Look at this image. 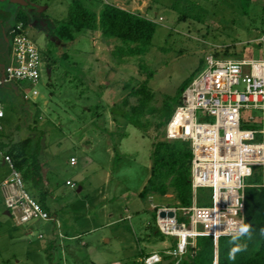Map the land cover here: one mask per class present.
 Segmentation results:
<instances>
[{
    "label": "rangeland",
    "instance_id": "rangeland-1",
    "mask_svg": "<svg viewBox=\"0 0 264 264\" xmlns=\"http://www.w3.org/2000/svg\"><path fill=\"white\" fill-rule=\"evenodd\" d=\"M73 1L0 0V76L1 65L11 60L9 31L20 17L45 56L41 79L34 85L39 93L35 98L23 97V91L33 87L28 82L0 86L3 132L25 122L10 137L0 139L42 136L40 159L57 187L48 205L63 223L59 229L49 220L18 225L6 214L0 189V264H132L145 253L172 251L171 237L159 240L152 234V210L157 204L167 206L166 202L139 195L151 174V142L163 128L157 130L155 116L146 114L144 121L150 126L145 135L122 116L117 123L112 112V107L130 109L138 102V97L129 95L131 87L125 86L147 75L140 72L137 57L117 62L115 45L104 42L99 30L76 32L73 40L60 37V22ZM83 1L97 12L105 2L114 3L158 23L155 45L144 56L145 64L154 70L149 82L155 92L152 106H160L165 94H175L201 59L206 61L210 55L264 57V50L256 45L264 33V2L255 0L257 6L245 16L238 0ZM50 61L54 65L49 70ZM72 155L76 165L70 164ZM10 172L0 151V181ZM68 178L74 187L66 184ZM210 196L211 190H198L200 200L208 199L205 204H211ZM167 197L172 204L173 196ZM60 232L63 235L58 237Z\"/></svg>",
    "mask_w": 264,
    "mask_h": 264
},
{
    "label": "built area",
    "instance_id": "built-area-1",
    "mask_svg": "<svg viewBox=\"0 0 264 264\" xmlns=\"http://www.w3.org/2000/svg\"><path fill=\"white\" fill-rule=\"evenodd\" d=\"M9 32L11 60L8 65H1L0 86L10 81L28 82L33 87L23 91L24 97L35 98L39 93L34 85L42 76V52L22 22ZM256 41L264 50V33ZM247 111L252 113L247 115ZM4 116V103L0 99V129ZM166 137L189 141L193 152L192 205L157 208L156 222L161 232L178 239L177 248L169 253L178 264V257L189 246L196 245L197 237L212 236L217 245L220 237L231 236L224 230L230 221L245 223V189L254 185L249 181L257 169L263 177L257 186H264V57L208 56L206 67L184 91L182 103L166 126ZM4 160L11 172L2 182L1 194L15 222L52 220L27 191L12 158L4 156ZM76 161L71 158L72 164ZM67 185L74 187L75 183L68 180ZM199 189L211 190V204L200 203ZM171 209L175 211L174 217L160 215ZM179 213L185 223L179 222ZM163 260L165 255L154 253L144 259V264H159Z\"/></svg>",
    "mask_w": 264,
    "mask_h": 264
},
{
    "label": "trees",
    "instance_id": "trees-1",
    "mask_svg": "<svg viewBox=\"0 0 264 264\" xmlns=\"http://www.w3.org/2000/svg\"><path fill=\"white\" fill-rule=\"evenodd\" d=\"M242 14L249 16L257 2L264 0H238ZM264 9V5L261 6ZM21 16V15H20ZM264 18V17H263ZM18 22L28 25L22 17ZM158 23L140 12L122 8L114 3H104L102 9L97 12L93 10L83 0H74L69 8L65 20L60 22L58 34L61 38L73 40L75 33L89 30L95 33L100 31L101 37L107 44H114L113 54L117 62L127 60V58L137 57L140 72L146 74L147 78L136 84L128 83L125 87H131L129 95L138 97V102L130 106V109L123 107H112L114 119L119 122L118 116H122L128 124L140 128L146 134L150 124L144 121L146 114L155 116L156 128L163 130L157 138L153 139L150 148L151 174L139 195L143 199L150 197L159 198V202H166L170 207H186L193 203L192 192V158L193 152L191 143L182 139H168L166 137V126L174 114L177 106L182 103V95L193 79L203 70L206 61L201 59L199 66L178 86L175 94H165L162 104L158 107L151 103L155 98V92L149 85L154 76V70L149 68L144 62V56L155 45L154 37ZM256 45L262 48V44L256 41ZM227 48L225 52L229 54ZM217 58L224 56L214 54ZM242 53L238 58H242ZM43 60L45 56L42 54ZM50 59V58H48ZM52 61L47 64L48 69L53 67ZM24 97V93H23ZM1 99V98H0ZM26 100L27 98L24 97ZM27 101V100H26ZM125 106L129 105L128 98L123 99ZM119 106V105H118ZM25 123V122H24ZM19 123L10 132L4 133L0 129V137L6 135L10 137L15 131L22 127ZM42 136L35 138L27 136L18 141L5 142L0 139V151L4 156H10L16 169L21 173L27 191L49 212L53 217L56 212L51 211L48 199L51 190L46 184L43 173V164L40 159V149L42 147ZM250 184L245 189V223H250L253 228L251 240L243 239L241 242L247 243V249L238 253L235 260L228 259V253L232 245L229 244L231 236L220 237L218 244H215L212 236H199L196 245L189 246L188 251L178 257V264H264V236L260 235V229L264 228V186H257L263 182L262 173L256 170L250 179ZM171 194L173 203H167V196ZM208 199H201L200 203H207ZM157 207L152 210L153 235L159 240H166L171 237V250L177 248L178 239L161 232L157 225ZM180 223H185L186 219L181 213L178 214ZM150 256L149 253L142 255L140 261L132 264H144V259ZM172 255H165V259H170ZM173 261L170 264H175ZM162 264V263H159Z\"/></svg>",
    "mask_w": 264,
    "mask_h": 264
},
{
    "label": "clouds",
    "instance_id": "clouds-1",
    "mask_svg": "<svg viewBox=\"0 0 264 264\" xmlns=\"http://www.w3.org/2000/svg\"><path fill=\"white\" fill-rule=\"evenodd\" d=\"M224 230L231 234L229 244L232 246L228 253V259L235 260L238 253L246 251L247 243L241 241L245 238L247 240L252 239L253 228L250 223L240 222L237 224L236 222L230 221L224 226ZM260 235L264 236V228L260 229Z\"/></svg>",
    "mask_w": 264,
    "mask_h": 264
},
{
    "label": "crops",
    "instance_id": "crops-1",
    "mask_svg": "<svg viewBox=\"0 0 264 264\" xmlns=\"http://www.w3.org/2000/svg\"><path fill=\"white\" fill-rule=\"evenodd\" d=\"M101 9V8H100ZM99 9V10H100ZM98 10V11H99ZM25 29H26V32H27V26L25 27ZM9 34H10V32H9ZM27 34H28V32H27ZM29 36V35H28ZM10 37H11V35H10ZM12 45V44H11ZM83 137H84V135H82L81 136V139L80 140H83ZM83 142H85V146H88V143L90 142V141H83ZM73 144L75 145V143L73 142ZM72 157H74V155H72ZM4 163H6L5 162V160H4ZM78 162L76 161V163L75 164H72L71 163V161H70V164L71 165H76ZM43 173H44V176H45V180H46V184L49 186V188H50V190H51V193H54L55 191H56V188L57 187H55L56 185L55 184H52L51 183V181H50V177L45 173V171H44V166H43ZM10 175H8V176H5L3 179H1V181H0V186L2 185V182L5 180V179H7L8 177H9ZM68 180H71V179H67L66 180V184H67V181ZM72 181V180H71ZM72 182H74V181H72ZM69 186V185H68ZM1 189V188H0ZM83 189V187H81V189H80V191ZM6 207V206H5ZM7 209V208H6ZM8 210V209H7ZM10 216H11V214H10ZM128 217H130V216H128ZM35 221V220H34ZM50 222H52L53 223V225L54 226H57L58 227V229L60 228V227H62L63 226V223L61 222V220H60V218H59V216H58V214L56 213L54 216H53V219L52 220H49ZM32 222V221H31ZM30 222H28V223H26V224H18V225H28ZM56 227V228H57ZM60 231V230H59ZM28 233H32V230L31 229H29V232ZM60 235H63L62 234V232H60L59 233V236L58 237H60ZM41 236V235H40ZM55 240H57V235H54V236H52V241H54L55 242ZM107 241H110V239H107ZM114 264H117L116 262L114 263Z\"/></svg>",
    "mask_w": 264,
    "mask_h": 264
},
{
    "label": "water",
    "instance_id": "water-1",
    "mask_svg": "<svg viewBox=\"0 0 264 264\" xmlns=\"http://www.w3.org/2000/svg\"><path fill=\"white\" fill-rule=\"evenodd\" d=\"M79 189H81V187H79ZM6 214H8V215H10V212H9V210H6ZM160 215L161 216H166V215H168V216H170V217H174L175 216V211L174 210H169V211H162L161 213H160ZM175 260V256H172L170 259H165V260H163L162 261V264H170V263H172L173 261ZM215 264H218V261L216 260V262H215Z\"/></svg>",
    "mask_w": 264,
    "mask_h": 264
}]
</instances>
